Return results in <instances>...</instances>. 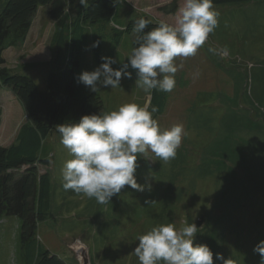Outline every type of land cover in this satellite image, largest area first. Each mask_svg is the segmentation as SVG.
<instances>
[{
  "label": "rangeland",
  "instance_id": "obj_1",
  "mask_svg": "<svg viewBox=\"0 0 264 264\" xmlns=\"http://www.w3.org/2000/svg\"><path fill=\"white\" fill-rule=\"evenodd\" d=\"M6 2L0 0V10ZM182 6L183 0H121L103 31L87 27L89 43L79 56L81 70L92 71L103 62L94 58V35H101V57H112L116 63L111 67L120 68L131 54L135 32L115 38V29L122 30L141 14L174 23ZM214 7L220 13L217 27L196 55L176 58L175 63L183 65L175 74L176 87L165 111L154 118L161 131L182 124L186 135L168 162L151 152L147 158L138 156L135 177L142 191L126 185L106 204L65 191L61 169L72 157L59 134L43 141L39 157L49 161L44 170L52 181V216L38 223L36 233L67 264H79L78 240L91 264H140L133 253L139 235L167 223L179 229L186 221L198 227L194 244H206L214 264H261L253 247L264 240V0ZM53 29L47 7L39 5L27 34L19 39L9 35L4 41V66L29 75L39 89H45L52 68ZM128 71L132 77L122 78L120 87L97 89L101 114L127 103L148 102L149 95L135 85L136 71ZM24 122L21 101L0 85V145L13 143ZM216 140L229 153H215L201 165L202 153ZM237 145L243 152L235 150ZM20 224L17 216L0 217V264H22Z\"/></svg>",
  "mask_w": 264,
  "mask_h": 264
},
{
  "label": "clouds",
  "instance_id": "obj_2",
  "mask_svg": "<svg viewBox=\"0 0 264 264\" xmlns=\"http://www.w3.org/2000/svg\"><path fill=\"white\" fill-rule=\"evenodd\" d=\"M219 15L213 0H183L174 23L160 21L145 31L151 20L140 17L134 21L136 46L126 57L127 63L113 68L116 61L102 56L103 62L92 71H82L77 81L93 92L117 88L122 78L132 77L131 67L136 71L135 85L144 93L171 92L176 87L175 74L183 67L175 63L176 58L196 55L217 27ZM92 46L98 47L99 41ZM157 111L150 100L143 106L133 102L108 113L83 115L75 123L56 125L60 143L72 157L61 169L63 189L95 198L100 204L108 203L126 185L142 191L135 177L138 156L147 158L151 152L159 161L168 162L175 158L186 135L182 124L161 131L153 118ZM197 229L187 221L179 229L173 223L155 226L137 237L133 253L140 264H214L210 248L194 244ZM253 251L264 264V240L254 245ZM216 258L222 260L219 253Z\"/></svg>",
  "mask_w": 264,
  "mask_h": 264
},
{
  "label": "trees",
  "instance_id": "obj_3",
  "mask_svg": "<svg viewBox=\"0 0 264 264\" xmlns=\"http://www.w3.org/2000/svg\"><path fill=\"white\" fill-rule=\"evenodd\" d=\"M249 1L213 0V4ZM120 3L121 0H87L84 5L80 0H7L0 10V85L17 95L27 115V122L18 128L15 141L8 146L0 145V217L14 215L20 218L22 264H67L51 253L36 233L38 223L52 216V181L50 173L44 170L49 161L39 157V151L48 136L59 134L56 125L78 122L86 114L102 113V99L77 81L82 72L79 56L89 43L87 27L94 25L98 26L99 32L103 31ZM39 5L47 7V15L54 24L50 39L54 49L52 68L47 73L45 89H39L29 75L10 71L4 66L3 57L5 39L9 35L13 39L23 38ZM140 17L151 20L145 31L157 27L160 22L141 14L130 18L122 30L115 29L114 37L132 32L134 21ZM99 34L92 37L93 43L99 41V46L92 48L97 62L102 61ZM135 41L136 33L132 49L136 46ZM184 84L182 80L179 85ZM169 93L152 91L151 105L158 108L153 118L165 111Z\"/></svg>",
  "mask_w": 264,
  "mask_h": 264
},
{
  "label": "crops",
  "instance_id": "obj_4",
  "mask_svg": "<svg viewBox=\"0 0 264 264\" xmlns=\"http://www.w3.org/2000/svg\"><path fill=\"white\" fill-rule=\"evenodd\" d=\"M219 143H220V140H216V142H215V145L214 146H212V147H210V148H208V149H205L206 150V152L204 151L203 153H202V157H203V159L201 160L202 161V164L201 165H204V158H208V157H211L213 154H215V153H220L221 151L223 152V151H225V149L224 148H222V146H219ZM228 149H230V147L228 148ZM235 150H242V148H241V145H237L236 146V148H235ZM242 152H243V150H242ZM223 153H229V152H223ZM233 154V153H232ZM200 165V166H201Z\"/></svg>",
  "mask_w": 264,
  "mask_h": 264
},
{
  "label": "water",
  "instance_id": "obj_5",
  "mask_svg": "<svg viewBox=\"0 0 264 264\" xmlns=\"http://www.w3.org/2000/svg\"><path fill=\"white\" fill-rule=\"evenodd\" d=\"M150 98L148 99V101ZM77 245L79 246V257H77V261L79 264H91L88 250L85 245H83L79 240L77 241Z\"/></svg>",
  "mask_w": 264,
  "mask_h": 264
}]
</instances>
